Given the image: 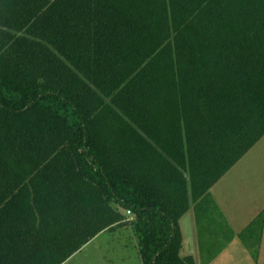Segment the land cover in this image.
Masks as SVG:
<instances>
[{
    "label": "trees",
    "instance_id": "16d2710c",
    "mask_svg": "<svg viewBox=\"0 0 264 264\" xmlns=\"http://www.w3.org/2000/svg\"><path fill=\"white\" fill-rule=\"evenodd\" d=\"M263 137L264 0H0V264L124 226L196 264L180 220Z\"/></svg>",
    "mask_w": 264,
    "mask_h": 264
},
{
    "label": "rangeland",
    "instance_id": "374dc122",
    "mask_svg": "<svg viewBox=\"0 0 264 264\" xmlns=\"http://www.w3.org/2000/svg\"><path fill=\"white\" fill-rule=\"evenodd\" d=\"M248 153L247 158L245 157L241 161V165H245L247 168L243 167L230 173L211 190V195L213 194V198L217 200L216 206L212 205V208L218 207L217 213L213 214L218 218V214L223 212L225 207H229L224 211L226 213L224 220L225 222L230 221L234 225L237 223L238 226L235 230L238 232L256 212H261L264 208V137ZM263 212L264 210L260 214ZM217 218L213 219L211 215L207 219L204 218L202 234L204 240L214 229L213 233L219 239L224 240L225 237H228L224 231L221 232L224 230L225 223ZM217 220L218 225L216 226ZM221 223L223 227L219 229ZM180 226L183 234L181 254L195 256L198 261L197 245L198 242H202V239L199 238L198 226L194 219V205L182 217ZM235 252L230 251L232 254ZM226 258L223 259L224 262ZM64 264H143L134 227L124 226L116 232H104L96 236Z\"/></svg>",
    "mask_w": 264,
    "mask_h": 264
},
{
    "label": "crops",
    "instance_id": "0c3cea01",
    "mask_svg": "<svg viewBox=\"0 0 264 264\" xmlns=\"http://www.w3.org/2000/svg\"><path fill=\"white\" fill-rule=\"evenodd\" d=\"M248 154L249 153H247L236 164L237 166L235 165L222 179L226 178L227 175H229L232 172H235L236 170H239L243 167L247 168V166L241 165V161H243L245 157L247 158ZM213 196L214 195L212 194L211 195L212 201H209L207 205H204L202 208H199L200 211L198 213L194 206V219H196V225L198 226L199 238L202 239V242L197 241L198 261L197 258L194 256V258H196L197 264H223V263L232 264L233 261L234 264H264V215L262 222L260 221V219H258L260 213L264 210V208L261 212L260 211L258 213L256 212V214L252 216L251 220L248 221V223L244 227H242L238 232V230H235V228L238 226L237 223L235 224L236 225L235 226L230 221L225 222L224 220V218H226L225 215L226 213L224 211L226 209H229V207H225L223 209V212L221 211V213L218 214V218L216 215L213 214L214 212L217 213V209H218V207L212 208V205L216 206V202H217V200H215ZM209 215H211L213 219L217 218L218 220H221L222 222L225 223V227H223L222 223L219 225V229L221 227L224 228V230H222L221 232L224 231L228 235V237H225L224 240L219 239L218 236L213 233L215 229L211 231V234L207 236L206 240L203 239V235H202L204 230L203 222H205L204 218L207 219ZM220 215L221 218H219ZM218 220L216 221V226L218 225ZM120 229H117L115 231H107V232H116ZM228 242L230 243L227 244ZM138 250H139V246H138ZM230 251H236V252L232 254L230 253ZM225 257L227 258L225 259L224 262L223 259Z\"/></svg>",
    "mask_w": 264,
    "mask_h": 264
},
{
    "label": "built area",
    "instance_id": "2783aa9c",
    "mask_svg": "<svg viewBox=\"0 0 264 264\" xmlns=\"http://www.w3.org/2000/svg\"><path fill=\"white\" fill-rule=\"evenodd\" d=\"M130 214V213H129Z\"/></svg>",
    "mask_w": 264,
    "mask_h": 264
}]
</instances>
